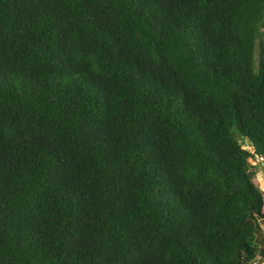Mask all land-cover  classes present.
Returning a JSON list of instances; mask_svg holds the SVG:
<instances>
[{"label": "trees", "instance_id": "obj_1", "mask_svg": "<svg viewBox=\"0 0 264 264\" xmlns=\"http://www.w3.org/2000/svg\"><path fill=\"white\" fill-rule=\"evenodd\" d=\"M264 0H0V264L264 261Z\"/></svg>", "mask_w": 264, "mask_h": 264}, {"label": "rangeland", "instance_id": "obj_2", "mask_svg": "<svg viewBox=\"0 0 264 264\" xmlns=\"http://www.w3.org/2000/svg\"><path fill=\"white\" fill-rule=\"evenodd\" d=\"M247 171L250 176H253L257 180L258 189L263 192L264 191V163L260 161L259 158L252 157L248 160ZM253 264H264L256 260Z\"/></svg>", "mask_w": 264, "mask_h": 264}]
</instances>
